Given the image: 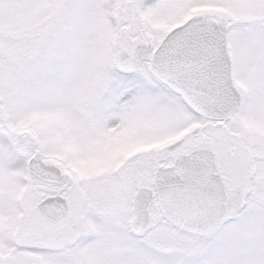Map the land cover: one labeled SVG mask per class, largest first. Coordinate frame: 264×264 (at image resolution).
<instances>
[{
	"label": "snow or ice",
	"instance_id": "snow-or-ice-1",
	"mask_svg": "<svg viewBox=\"0 0 264 264\" xmlns=\"http://www.w3.org/2000/svg\"><path fill=\"white\" fill-rule=\"evenodd\" d=\"M0 264H264V0H0Z\"/></svg>",
	"mask_w": 264,
	"mask_h": 264
}]
</instances>
